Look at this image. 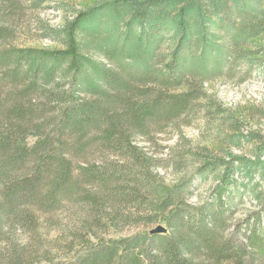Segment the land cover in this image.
<instances>
[{
    "label": "trees",
    "instance_id": "16d2710c",
    "mask_svg": "<svg viewBox=\"0 0 264 264\" xmlns=\"http://www.w3.org/2000/svg\"><path fill=\"white\" fill-rule=\"evenodd\" d=\"M25 1L0 0V264H264V134L230 120L219 153L168 146L167 166L215 181L195 207L147 146L222 115L206 82L264 71V0ZM50 3L57 46L14 44ZM245 195L261 208L232 223Z\"/></svg>",
    "mask_w": 264,
    "mask_h": 264
},
{
    "label": "rangeland",
    "instance_id": "374dc122",
    "mask_svg": "<svg viewBox=\"0 0 264 264\" xmlns=\"http://www.w3.org/2000/svg\"><path fill=\"white\" fill-rule=\"evenodd\" d=\"M22 2L25 3L26 1L22 0ZM53 6L54 4L50 3V5H44L32 11L27 10L19 23V27H17V37L14 40V44L38 48L56 47L57 44L54 41L42 35L45 26L57 27L63 22L64 14L53 8ZM205 87L223 110L222 115L210 113L206 116L200 113L189 124L181 125L177 129L180 131L179 133L168 129L165 133L156 137L152 143L147 144L148 151L158 158L157 170L163 175L167 183L176 182L182 176L188 180L194 178L191 169L179 171L174 167L167 166L168 146H183L186 144L193 147L194 145H203L219 153L218 148L221 146L219 138L221 134L228 131L231 132L230 120H235L242 124L239 132L256 131L264 134V71L262 69L253 71L250 76L239 73L232 77L213 79L206 82ZM230 149L236 154L245 156H248L249 153L248 147H244L241 150L234 147H230ZM234 176L237 178V175ZM259 179L256 178V181L261 184V190L264 191V179ZM192 181L196 187L188 204L195 207L208 200L215 181L210 180L207 183L200 184L194 182V179ZM260 205L256 203L251 195L242 196L231 222L243 219L248 212L260 209ZM132 232L126 231L124 234Z\"/></svg>",
    "mask_w": 264,
    "mask_h": 264
},
{
    "label": "water",
    "instance_id": "95a60500",
    "mask_svg": "<svg viewBox=\"0 0 264 264\" xmlns=\"http://www.w3.org/2000/svg\"><path fill=\"white\" fill-rule=\"evenodd\" d=\"M150 231H151V233L165 232L166 228L159 224V225L155 226L154 228H152Z\"/></svg>",
    "mask_w": 264,
    "mask_h": 264
}]
</instances>
